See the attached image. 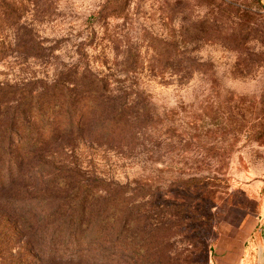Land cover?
I'll use <instances>...</instances> for the list:
<instances>
[{"label": "rangeland", "instance_id": "1", "mask_svg": "<svg viewBox=\"0 0 264 264\" xmlns=\"http://www.w3.org/2000/svg\"><path fill=\"white\" fill-rule=\"evenodd\" d=\"M79 64L152 119L125 154L81 137L42 148L56 114H21L0 155V264H264V0H0V87ZM88 104L62 124L89 123Z\"/></svg>", "mask_w": 264, "mask_h": 264}, {"label": "trees", "instance_id": "2", "mask_svg": "<svg viewBox=\"0 0 264 264\" xmlns=\"http://www.w3.org/2000/svg\"><path fill=\"white\" fill-rule=\"evenodd\" d=\"M133 56L132 61L126 63L124 72L132 74L138 72L136 53ZM89 74H92L89 66L85 64V69H82V65L79 64L67 68L58 79L51 83L42 81L40 88L35 85L36 83L23 86L16 84L1 86L0 111L4 109L5 112L9 113L6 108L13 106L12 110L14 113L9 115L11 116L9 124L3 128L0 127V155H8L10 148H13V136L18 131L15 125L19 121L21 114H23L25 119L37 115L43 124L49 120L52 114H56L55 117L59 119V123L54 129L50 140L41 145L43 146L42 148L52 146L61 141L71 144L78 137H81L97 144L107 143L110 149L120 153L132 154L135 151L136 142H139L140 127L147 128L152 119L148 105L143 104L142 108L140 106L142 102L132 99L134 91L128 90L129 87L123 86L124 84L121 85V81L111 82L108 79H100L96 75L90 76ZM113 83L117 85L115 89L112 88ZM86 99L89 102L88 108L93 113L90 122L80 126L72 120L67 125H63L61 122L62 115L68 116L69 113L72 115L80 107L81 102ZM2 101L6 103V108H3ZM71 181H74V178ZM68 183L71 184V182ZM68 183L66 182V185ZM72 194L76 195V190ZM115 200L117 201L116 197L108 200V202ZM33 202V199L14 200L15 204H25L23 207L20 206L21 208L33 207L30 205ZM123 202L125 204V200ZM63 204L64 202L61 203V205ZM124 204L118 205V209H124ZM22 211L21 215L15 214V218L19 221H27V211ZM83 214L86 215L87 212ZM41 220L40 216L38 221ZM78 224L81 227L83 218L79 219ZM56 226L58 229L62 227V223H58ZM22 230L32 232L35 230L34 224L29 221ZM54 231L57 230L42 231L40 234L36 232L30 237L31 240L33 238V241H38L44 235L43 232L52 236L51 233ZM88 233L90 235L93 234V232Z\"/></svg>", "mask_w": 264, "mask_h": 264}, {"label": "crops", "instance_id": "3", "mask_svg": "<svg viewBox=\"0 0 264 264\" xmlns=\"http://www.w3.org/2000/svg\"><path fill=\"white\" fill-rule=\"evenodd\" d=\"M259 255H260V253H259ZM261 256H262V258H263V262H264V248H263V250H262V252H261Z\"/></svg>", "mask_w": 264, "mask_h": 264}]
</instances>
